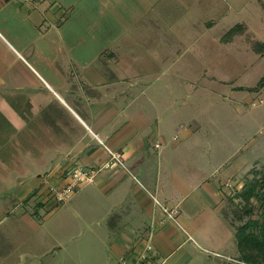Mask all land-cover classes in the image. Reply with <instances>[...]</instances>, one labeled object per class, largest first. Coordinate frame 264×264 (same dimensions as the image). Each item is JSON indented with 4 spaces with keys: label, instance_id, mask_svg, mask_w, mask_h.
I'll use <instances>...</instances> for the list:
<instances>
[{
    "label": "rangeland",
    "instance_id": "1",
    "mask_svg": "<svg viewBox=\"0 0 264 264\" xmlns=\"http://www.w3.org/2000/svg\"><path fill=\"white\" fill-rule=\"evenodd\" d=\"M182 1H177L178 8L170 6L168 23L163 24L167 53H154L166 51L157 36L141 47L143 52H138L142 53L126 55L146 66V76L135 78L136 85L129 89L132 95L146 89L137 105L149 114L151 124L146 131H150L138 140L163 144L165 148L154 153L171 173H178L170 174L173 180L169 182L194 189L187 201L199 218L194 230L187 228L199 244L236 255L235 232L249 218L238 193L264 167V88H257L264 77V51L258 52L255 42L240 34L231 35L229 41L224 37L230 28L247 22L255 38L264 41V0ZM141 64L132 72L142 73ZM49 71L41 72L47 77ZM25 73L33 77L28 70ZM55 75L52 71L50 76L58 83L64 80ZM47 90L10 97L6 102L10 117L3 125L4 137L11 144L23 138L24 147L19 150L23 149L24 160L17 165L16 150H12L8 163L0 164V264H106L104 249L96 245V223L94 230L87 229L88 219L83 221L81 214L83 200L88 207L96 204L87 202L88 195L96 193L93 181L76 182L64 202L57 193L71 185L74 170L62 180L51 176L66 162L65 154L55 151L68 145L59 129L63 132L70 126L77 142L89 133L59 97ZM17 104L20 114H16ZM1 121L0 115V125ZM226 194L232 199L227 211L233 230L220 212L226 208ZM252 203L253 218H258L261 204L256 199ZM53 244L62 245V250L57 249L56 256L47 255Z\"/></svg>",
    "mask_w": 264,
    "mask_h": 264
},
{
    "label": "crops",
    "instance_id": "2",
    "mask_svg": "<svg viewBox=\"0 0 264 264\" xmlns=\"http://www.w3.org/2000/svg\"><path fill=\"white\" fill-rule=\"evenodd\" d=\"M171 1L0 0V164L8 163L12 150H16L17 165L24 160L23 149L19 150L24 147L23 138L17 137L11 144L9 137H4L7 129L3 125L10 117L6 102L10 97L36 95L49 88L89 133L77 142L70 126L63 132L59 129L68 145L55 151L65 154L66 162L51 176L62 180L77 169L93 176L96 193H90L87 202L96 204L88 207L83 200L81 214L83 221L88 219L87 229L94 230L96 223L97 244L93 243L104 249L106 264H122L121 258L126 264H242L237 247L236 255H229L199 244L187 228L194 230L199 218L187 201L194 189L184 182V186L169 182L173 180L170 174L178 173H171L154 153L165 148L163 144L138 140L150 131H146L151 124L149 114L137 105L146 89L134 95L129 89L136 85L135 78L146 76V66L133 63L126 55L142 53L141 47L157 36L166 51L154 53H167L163 24L168 23L170 6H179L178 0ZM233 30V36L240 34L255 42L254 47L263 53L264 41L255 38L247 22L228 32ZM137 64L144 69L140 74L132 72ZM47 69L64 80L58 83L50 76L52 71L45 77L41 71ZM26 70L33 77H27ZM15 108L20 114L21 105ZM54 124L59 125L56 120ZM229 195H225L227 205L220 212L232 229ZM234 236L236 240V232ZM61 247L53 244L44 251L56 256Z\"/></svg>",
    "mask_w": 264,
    "mask_h": 264
},
{
    "label": "trees",
    "instance_id": "3",
    "mask_svg": "<svg viewBox=\"0 0 264 264\" xmlns=\"http://www.w3.org/2000/svg\"><path fill=\"white\" fill-rule=\"evenodd\" d=\"M234 32L235 30L228 32L224 38H228ZM257 88H264V77ZM230 196L229 205L232 203ZM238 196L244 200V212L249 216L236 230L240 258L248 264H264V167L257 171V175L243 183ZM252 199L261 204V209L257 211L258 218H253L255 205Z\"/></svg>",
    "mask_w": 264,
    "mask_h": 264
},
{
    "label": "built area",
    "instance_id": "4",
    "mask_svg": "<svg viewBox=\"0 0 264 264\" xmlns=\"http://www.w3.org/2000/svg\"><path fill=\"white\" fill-rule=\"evenodd\" d=\"M82 179H85L87 182H91V181H93V176L86 170L79 169V170L74 171L73 182L71 183V185L65 187L63 189L62 193H57L58 200L64 201L67 198H70V196L72 195V192H73V188L76 185V182L80 183L82 181ZM122 264H126V262L123 261Z\"/></svg>",
    "mask_w": 264,
    "mask_h": 264
},
{
    "label": "bare ground",
    "instance_id": "5",
    "mask_svg": "<svg viewBox=\"0 0 264 264\" xmlns=\"http://www.w3.org/2000/svg\"><path fill=\"white\" fill-rule=\"evenodd\" d=\"M234 261H238L236 259H233ZM239 263H242V264H248V263H245V262H241V261H238Z\"/></svg>",
    "mask_w": 264,
    "mask_h": 264
}]
</instances>
